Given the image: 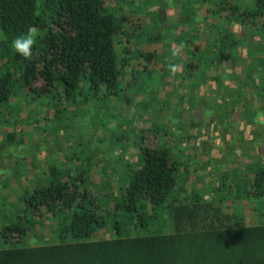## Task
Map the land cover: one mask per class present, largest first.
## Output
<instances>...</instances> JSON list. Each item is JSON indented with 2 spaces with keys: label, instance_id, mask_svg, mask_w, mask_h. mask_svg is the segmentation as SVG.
<instances>
[{
  "label": "trees",
  "instance_id": "16d2710c",
  "mask_svg": "<svg viewBox=\"0 0 264 264\" xmlns=\"http://www.w3.org/2000/svg\"><path fill=\"white\" fill-rule=\"evenodd\" d=\"M149 1L150 7L140 2L141 10L135 11L159 14L140 26L136 17L128 28L124 25L131 12L116 16L106 0H0V126L5 127L0 150L4 144L10 149L26 143L25 131L16 126L18 115L24 110L29 116L38 114L39 98L50 97L55 106L60 94L75 100L82 86L112 98L130 83L135 86L137 73L147 78L157 72L167 81L186 80L191 88L177 99L187 97L194 108L203 105L216 127L222 117L218 130L229 127L223 112H230L231 123L237 111L241 130L255 124L253 133H260L261 141L264 0H172L174 17L169 7ZM155 25L160 31L151 34L148 30ZM28 34L35 43L32 56L25 59L12 41ZM117 39L124 40L120 55ZM159 43L161 51L154 48ZM143 140L138 163H125L133 171L110 205L113 212L103 208L96 188L82 175L66 176L49 159L42 168L39 160L27 159L30 169L46 171L50 180L26 189L24 200L40 220L56 222L63 239L26 244L28 226L23 221L4 223L0 237L14 245L0 248V264H264V222H247L245 217L251 209L259 219L264 217V154L256 157L255 175L237 180L235 192L225 193L223 200L205 198L192 188L191 200L169 201L181 162L166 143ZM260 148L256 154L264 152ZM246 199L251 201L244 204ZM164 205L169 217L158 221ZM119 212L129 221L131 234H122L121 221L114 218V235L106 237L102 232ZM132 227L151 233H134ZM99 235L103 237L95 238Z\"/></svg>",
  "mask_w": 264,
  "mask_h": 264
},
{
  "label": "rangeland",
  "instance_id": "374dc122",
  "mask_svg": "<svg viewBox=\"0 0 264 264\" xmlns=\"http://www.w3.org/2000/svg\"><path fill=\"white\" fill-rule=\"evenodd\" d=\"M140 2L106 0L108 10L116 16L118 13L131 12V20L124 25L128 28H133V20L136 17L137 25L140 26L142 21H148L151 17L150 22L153 21L158 13H146L148 9L135 11L144 6L150 7L149 0L142 1L141 7ZM155 4L157 7H169V13L173 14L171 17L177 12L172 0H155ZM148 31L155 34L160 31V27L155 25ZM118 38L122 36L119 35ZM117 41L120 55L124 40ZM162 45L156 44L154 48L161 51ZM130 46L133 47L132 44ZM142 46L146 50L152 49V45ZM166 59L173 60L168 57ZM151 63L154 65L155 62ZM136 68L138 69V66L132 68L133 74ZM161 76L162 73L157 72L154 76L151 74L143 78L137 73L134 78L135 86H130L133 84L130 83L129 87L120 89L112 98H102L82 86L75 100L60 94L58 99L61 101L54 106L50 97L39 98L38 105L41 108L35 110L38 114L29 116L25 110L21 111L18 115L21 121L16 126L25 131L26 143L17 141L11 150L4 144L0 150V225L16 220L23 221L28 226L24 242L22 241L26 244L56 243L63 239L56 222L49 224L44 222V219L40 220L24 200L26 189H31L36 183L50 180L46 171L30 169L27 159L39 160L40 168L49 159V162L59 164L62 169L60 171L66 176L82 175L86 178V183L90 181V185L96 188L95 195L100 204H103V208L113 212L109 209L110 205H113V200L120 194L133 171L129 170L125 163L133 159L135 164L138 163L142 137L143 142L147 144H155L157 141L166 143L171 153L177 156L173 157L181 162L182 169L179 167L176 173L177 184L167 197L169 201L191 200L192 188L205 198L223 200V196L235 192L237 180L245 176L252 178L255 175L256 157L264 154L255 153L263 151L261 148L257 149L259 146L264 149V138L260 141V133L254 134L256 125L250 124L242 131L239 126L242 119L238 118L237 111L233 115L235 121L231 123L232 116L227 111L222 115L226 117L224 119L229 123V127L218 130L222 117L220 122H216V127L210 123L211 116L204 111L203 105L199 104L194 108L190 106L187 97L177 99L178 93L189 91L191 88L186 80L170 78L167 81L165 78L161 79ZM146 88L154 92L146 91ZM202 89H199V93ZM204 89L207 87L204 86ZM195 93H198L197 90ZM147 95L149 97H145ZM44 103L45 105H41ZM4 131L5 127L0 126V134ZM30 140L31 142H28ZM20 152L21 154L16 156ZM246 201L247 199L243 203H247ZM167 211L168 206L165 205L158 210V221H166L169 217ZM242 212L245 215L244 209ZM245 217L247 222H264V217L259 219L252 209L249 216L247 213ZM114 218L121 221L122 234H131L129 221L120 212L110 217L106 226L108 229L102 234L106 237L114 235ZM132 231L151 233V230H139L137 227H132ZM99 237L103 235L95 238ZM15 244L20 245L21 242ZM12 245L14 244L5 243L0 237V248Z\"/></svg>",
  "mask_w": 264,
  "mask_h": 264
},
{
  "label": "clouds",
  "instance_id": "9594fccd",
  "mask_svg": "<svg viewBox=\"0 0 264 264\" xmlns=\"http://www.w3.org/2000/svg\"><path fill=\"white\" fill-rule=\"evenodd\" d=\"M34 43L35 41L33 35H21L12 41V47L17 54L21 55L25 59H28L33 54Z\"/></svg>",
  "mask_w": 264,
  "mask_h": 264
},
{
  "label": "crops",
  "instance_id": "0c3cea01",
  "mask_svg": "<svg viewBox=\"0 0 264 264\" xmlns=\"http://www.w3.org/2000/svg\"><path fill=\"white\" fill-rule=\"evenodd\" d=\"M250 201H251V200L248 199L246 202H250Z\"/></svg>",
  "mask_w": 264,
  "mask_h": 264
}]
</instances>
